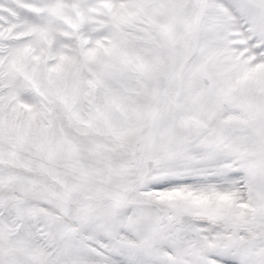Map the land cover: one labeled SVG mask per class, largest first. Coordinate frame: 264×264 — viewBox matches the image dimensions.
I'll list each match as a JSON object with an SVG mask.
<instances>
[{
  "label": "snow or ice",
  "instance_id": "snow-or-ice-1",
  "mask_svg": "<svg viewBox=\"0 0 264 264\" xmlns=\"http://www.w3.org/2000/svg\"><path fill=\"white\" fill-rule=\"evenodd\" d=\"M0 264H264V0H0Z\"/></svg>",
  "mask_w": 264,
  "mask_h": 264
}]
</instances>
